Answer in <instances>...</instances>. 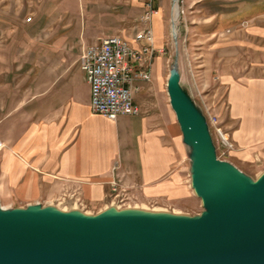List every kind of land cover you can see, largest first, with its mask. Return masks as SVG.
<instances>
[{"label": "rangeland", "instance_id": "374dc122", "mask_svg": "<svg viewBox=\"0 0 264 264\" xmlns=\"http://www.w3.org/2000/svg\"><path fill=\"white\" fill-rule=\"evenodd\" d=\"M131 1L134 3L114 0L112 6L109 2L104 8L107 18L104 17L100 24L112 26L115 23L112 17L115 19L118 15L122 29L117 33L135 38L148 25L144 16L149 0ZM96 2L0 0V86L6 82L31 84L33 75H39L40 84L46 85L52 64L51 22L66 16L76 19L83 15L79 21L84 24L85 20L89 21V6ZM175 2L153 0L156 10L151 22L155 47L153 61L158 57L161 61L156 98L176 117L167 84L171 67L178 58L180 83L206 117L217 157L257 179L264 172V135L257 134L256 129H252L254 125L247 124L255 122L256 116L264 113V109H257L262 96L255 93L256 89L264 92V0H178L176 21ZM157 20H160V30L156 29ZM115 31L102 32L111 34ZM153 80L154 76L149 83ZM5 112L0 109V121ZM217 126L228 133L234 144L232 149L221 143ZM237 131L241 133L234 136ZM186 147L189 180L186 185L178 186L175 195L171 194L173 192L171 195H150L135 191L129 185H110L107 204L96 207L90 206L75 191L66 189L53 202L44 200L23 205L8 204L1 199L0 202L2 207L10 209L40 203L43 207L52 205L60 210L79 209L84 215L101 213L110 206L199 215L205 208L191 185L190 149Z\"/></svg>", "mask_w": 264, "mask_h": 264}, {"label": "crops", "instance_id": "0c3cea01", "mask_svg": "<svg viewBox=\"0 0 264 264\" xmlns=\"http://www.w3.org/2000/svg\"><path fill=\"white\" fill-rule=\"evenodd\" d=\"M109 2L112 6L114 0L91 4L89 21L84 24L83 15L51 22L53 65L46 85L40 84L39 75L32 76L31 84H1L0 109L6 110L0 121L2 202H53L66 189L96 207L107 204L114 181L145 194L175 195L178 186L189 180L181 127L156 98L159 57L151 68L155 80L138 82L140 90L134 99L139 114L112 120L91 108L90 85L78 62L84 46L113 34L138 45L134 37L117 33L122 29L118 15L112 17V26L100 24ZM159 21L155 22L157 30ZM103 30L116 31L108 34ZM255 93L262 96L257 109L263 111L264 92L256 89ZM263 116L257 115L255 122L247 124L262 135Z\"/></svg>", "mask_w": 264, "mask_h": 264}, {"label": "water", "instance_id": "95a60500", "mask_svg": "<svg viewBox=\"0 0 264 264\" xmlns=\"http://www.w3.org/2000/svg\"><path fill=\"white\" fill-rule=\"evenodd\" d=\"M178 58L168 79L171 106L189 147L199 215L110 206L85 216L40 203L0 202V264H264V172L251 178L217 157L201 109L181 85Z\"/></svg>", "mask_w": 264, "mask_h": 264}, {"label": "built area", "instance_id": "2783aa9c", "mask_svg": "<svg viewBox=\"0 0 264 264\" xmlns=\"http://www.w3.org/2000/svg\"><path fill=\"white\" fill-rule=\"evenodd\" d=\"M146 6L144 19L148 25L136 34L137 46L130 42V50H123L122 35L113 34L103 37L100 43L87 45L80 56L81 69L90 85L91 108L112 120L120 115L139 114L140 107L134 99L140 90L138 82L152 79L155 47L151 22L156 10L153 0ZM216 130L223 146L232 149L234 144L228 133L220 126Z\"/></svg>", "mask_w": 264, "mask_h": 264}, {"label": "bare ground", "instance_id": "6f19581e", "mask_svg": "<svg viewBox=\"0 0 264 264\" xmlns=\"http://www.w3.org/2000/svg\"><path fill=\"white\" fill-rule=\"evenodd\" d=\"M174 12H175L174 20L176 21L178 15H179V4H178L177 1L175 2V5H174ZM122 45H123V50H130V44L125 39H123V38H122ZM108 208L109 207H106V209H108ZM57 210L59 212H61V213H68L69 212V211H67V209H61V210L60 209H57ZM141 211L149 212L148 210H145V209L144 210H141ZM152 213H166V212H165V210H162V209H156V210L152 211ZM88 215H90V214H85V216H88ZM174 215L175 216H180L181 214L180 213H176Z\"/></svg>", "mask_w": 264, "mask_h": 264}]
</instances>
